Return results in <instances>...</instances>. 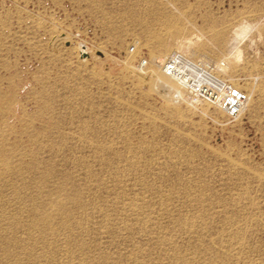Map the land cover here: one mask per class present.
I'll list each match as a JSON object with an SVG mask.
<instances>
[{
	"label": "rangeland",
	"instance_id": "obj_1",
	"mask_svg": "<svg viewBox=\"0 0 264 264\" xmlns=\"http://www.w3.org/2000/svg\"><path fill=\"white\" fill-rule=\"evenodd\" d=\"M0 264H264V0H0Z\"/></svg>",
	"mask_w": 264,
	"mask_h": 264
},
{
	"label": "built area",
	"instance_id": "obj_2",
	"mask_svg": "<svg viewBox=\"0 0 264 264\" xmlns=\"http://www.w3.org/2000/svg\"><path fill=\"white\" fill-rule=\"evenodd\" d=\"M136 51L135 42L129 53ZM147 64V58L142 56L140 67L143 69ZM160 73L175 83L177 89L173 96L178 101H206L222 110L228 118L240 116L246 107L248 95L244 89L209 70L182 49H174L165 55Z\"/></svg>",
	"mask_w": 264,
	"mask_h": 264
},
{
	"label": "bare ground",
	"instance_id": "obj_3",
	"mask_svg": "<svg viewBox=\"0 0 264 264\" xmlns=\"http://www.w3.org/2000/svg\"><path fill=\"white\" fill-rule=\"evenodd\" d=\"M153 60H154V62L155 63H158V68H159V71H160V68H161V64H162V61H163V58L161 59V58H159V57H157V56H155V57H153ZM223 62L222 61H220V62H217V63H214L211 67H209V66H207V65H205V64H203V63H200V64H202L203 66H205V67H207L209 70H211V69H218L219 68V66L222 68L223 66H224V64H222ZM150 70V69H149ZM153 70V69H152ZM165 77V76H164ZM167 78V77H166ZM169 79V78H168ZM170 80V79H169ZM171 81V80H170ZM173 83V82H172ZM231 83V82H230ZM233 84V83H232ZM174 85H175V83H174ZM235 85V84H234ZM237 86V85H236ZM174 89H177V87H176V85H175V88Z\"/></svg>",
	"mask_w": 264,
	"mask_h": 264
}]
</instances>
